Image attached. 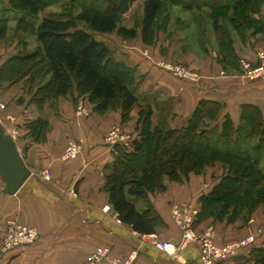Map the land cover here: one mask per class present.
Returning a JSON list of instances; mask_svg holds the SVG:
<instances>
[{"label":"trees","instance_id":"trees-1","mask_svg":"<svg viewBox=\"0 0 264 264\" xmlns=\"http://www.w3.org/2000/svg\"><path fill=\"white\" fill-rule=\"evenodd\" d=\"M263 3L264 0H7V6H0V40L6 38L12 13L17 17V29L34 34L37 44L27 52L22 42L19 51L4 57L0 62V83H17L28 76L25 88L31 94L30 100L37 104L75 92L74 107L81 99L100 114L118 109L122 123L129 120L133 107L139 106L136 134L128 147L116 145L105 183L110 207L121 222L138 234H153L156 227L165 226L149 199V194L164 190L165 179L187 181L191 174H199L216 163L223 170L197 197L193 227L207 218L234 223L264 206V120L259 107L243 103L240 121L234 124L228 114L218 120L221 103L200 98L184 125L152 126L150 107L138 103L132 69L115 60L108 45L95 34L115 33L124 38L139 35L143 43L151 44L160 30H166L168 4L195 10L208 6L214 10L220 62L226 65L229 60L234 64L232 42L221 30L219 17L223 19L224 13L231 11L229 21L245 39L246 33L264 32V23L258 17ZM54 5L60 6L56 15L44 16L35 23L40 12ZM37 81L44 82L37 85ZM24 127L38 140L49 125L46 119L36 118L24 123ZM254 138L256 143L252 144ZM207 229L214 231L218 242L213 228L198 233ZM251 254L255 264H264V246L254 247Z\"/></svg>","mask_w":264,"mask_h":264},{"label":"crops","instance_id":"crops-1","mask_svg":"<svg viewBox=\"0 0 264 264\" xmlns=\"http://www.w3.org/2000/svg\"><path fill=\"white\" fill-rule=\"evenodd\" d=\"M0 6H7V0H0ZM168 12L166 30L170 31L174 18ZM258 17L264 23V3ZM201 24L204 25L205 21L198 16H193L190 21L183 19L175 36L181 32L185 34L189 27L194 26L197 37H192L193 32L188 37L184 35V38L178 35L177 38L182 39L177 44H169V37L161 31L151 44L143 43L139 35L122 39L110 34L109 38L101 40L111 49L115 60L132 69L138 103L150 107L152 126L160 123L171 127L184 125L200 98L222 104L218 120L228 114L233 123L238 124L243 103L258 106L264 120V78L250 80L243 77L239 61L243 58L255 61V52L264 41L261 35L250 34L243 40L235 39L234 64L227 60L223 65L218 50L212 49L202 36ZM180 41L192 48L185 50L183 45L180 47ZM194 43L198 44L197 49ZM21 48L22 44L13 42L0 49V62L6 55ZM146 48L151 52L148 56L143 54L147 52ZM164 59L191 65L199 72V79L190 81L173 75L157 63ZM75 95L72 92L58 96L53 101L45 100L39 106L23 92L21 81L0 83V99L8 105L6 111L14 117L11 123L16 127L13 139L31 171L14 195L1 192L3 182L0 179V196L8 197L6 218L33 226L39 232L35 243L8 251L7 264H87L88 255L99 246L108 248L112 256L134 253L133 264H191L196 261L199 256L196 244H189L180 251L179 258H172L156 249L152 239L178 242L180 232L171 217L172 203L187 201L197 212V197L211 187L220 173L214 171L207 175L204 169L199 174H191L187 181L164 180V190L149 194V199L165 226L156 227L153 234H138L127 224L118 223L113 210H104L105 205L110 206L105 183L114 153L103 136L111 126L119 125L122 131L133 137L139 106L133 107L129 120L122 123L119 111L109 110L100 114L86 102L90 113L82 117L76 114ZM36 118L46 119L49 125L43 138L38 140L30 136L24 127V123ZM18 124L21 126L18 127ZM130 130L134 133L130 134ZM75 139L82 143L81 153L73 160H63L61 154L66 144ZM253 140L256 143V139ZM45 169L50 173L49 181L40 176ZM1 197L0 200L4 201ZM138 207L141 208L142 204L138 203ZM259 210L244 215L246 220L242 215L234 223L207 218L194 226L197 232L213 228L218 242L254 235V241L235 255L212 264H254L252 249L264 246V213Z\"/></svg>","mask_w":264,"mask_h":264},{"label":"built area","instance_id":"built-area-1","mask_svg":"<svg viewBox=\"0 0 264 264\" xmlns=\"http://www.w3.org/2000/svg\"><path fill=\"white\" fill-rule=\"evenodd\" d=\"M144 55L149 54L144 51ZM159 66L173 75L190 81H197L199 75L193 72H186L183 67H179L172 63L165 61H158ZM259 65L264 67V59L256 56L255 61L251 63H241L242 76L250 80H258L264 78V68L262 71H256L252 68V65ZM81 102V99L78 100ZM5 104L0 102V109H4ZM76 113H77V109ZM82 111V110H81ZM80 112V110H78ZM90 113L89 109L83 110L84 115ZM14 122L12 115H7L6 119L0 117V123L8 135L14 137L15 126L11 123ZM113 133L111 137L105 139V142L111 146L113 153H116V145H122L128 147L132 137L122 131L119 125L113 126ZM80 145L78 140L68 141L66 147L67 151H70L73 155L77 152V147ZM40 176L45 180H50V173L48 169L43 170ZM105 211H111L112 208L109 205L104 206ZM171 217L179 229L180 237L178 242L169 240H157L152 239V244L159 251L167 254L172 258H179L180 251L185 249L189 244L194 243L197 245L199 250V256L196 261L191 264H212L215 261L235 255L240 249L247 246L249 243L254 241V235L248 234L240 239L227 241L224 243H217L215 241L214 231H204L198 233L193 227L196 211L191 203L187 201L175 202L170 208ZM115 220L120 223L121 220L118 218L116 212L112 211ZM39 237L38 230L30 225L22 224L15 219H8L6 222L5 233L1 241V252H7L12 249L19 247H25L30 245ZM134 253H129L127 256H112L109 249L106 247H96L87 257V264H102L107 262L108 264H132L134 260Z\"/></svg>","mask_w":264,"mask_h":264},{"label":"rangeland","instance_id":"rangeland-1","mask_svg":"<svg viewBox=\"0 0 264 264\" xmlns=\"http://www.w3.org/2000/svg\"><path fill=\"white\" fill-rule=\"evenodd\" d=\"M167 3H168V1H167ZM59 9H60L59 5H54V6L47 7L45 10L40 12V14L38 15L37 19L35 20V23H38L40 21V19L42 17H44V16L56 15L55 13H57L59 11ZM168 11H170V16H172V18H174L172 20V23H171L170 31H168V30H165V31L160 30V31L163 33V35L165 34L167 37H169L168 38L169 44H177L179 42V40L182 39V37L184 38V35H187V37H188V34L189 33L191 34L192 32H193L191 34V35H193L192 37H197V33H196L197 29L195 31L194 26L189 27L185 31V34H182V32L179 33L178 34L179 36L182 35V37H180L181 39H178L177 38L178 35L176 37L174 33L178 32V28L177 27H178V25H180L182 23L183 19H186L187 21H190V20H192L193 16H198V17L202 18L205 21L204 25H202V24L200 25V29L203 32L202 36H205L204 39L206 40L207 44L210 45V47L212 49H215V50H219L220 49V44H219V41H218L219 40L218 39V32H216L214 30V28H213V22H214V20L212 19V16L214 15V14H212V12L214 13L213 9H211L210 7L206 6L204 8H200V9H196V10L194 9L193 10V9L182 8L180 5L168 4ZM230 15H231V11L225 12L224 13V18L222 19L221 17H219L220 20L218 22L221 25V30H223L224 32H226L227 35H229V38H230V40L232 42V46H233V42H234L235 39L236 40L238 39V41L239 40H243V39H242V37L239 36L238 32L234 29L232 23L229 21ZM16 18L17 17H15L14 14H12V13L10 14V20L8 22L7 36H6V38L4 40L0 41V49H3V48H6V47L10 46L13 42H16L18 44H22V42H25L26 46H27L26 47V51L27 52H31V51H33L35 49V46L37 44L36 43V38H35L34 34H32L30 32H24L22 30L17 29ZM256 19H257V17H256ZM110 34H113V35H115L117 37H120L122 39H129V38L121 37V36H119V35H117L115 33H109V34L96 33L95 36L97 38H99V39H103V38L107 39V38H109ZM246 34L250 35L249 33H246ZM259 34L261 35L262 40H264V32H261ZM180 43H181L180 47H182L183 43L181 41H180ZM261 44H262V46L259 47V49L255 52V55L259 59L260 58L264 59V41H262ZM183 46H184L185 50L188 47L192 48V46H190L188 44H184ZM195 47H196V49L198 48V44L197 43H194V48ZM146 50H147L148 54L151 53L147 48H146ZM233 51H234V48H233ZM162 61H165V62H168V63H172V64L177 65L179 67H183V69L186 72H193V73H196L197 75H199V72L195 71L194 68L191 65H189L187 63H184L182 61H177V60H173V59H168V60L164 59ZM239 61H240V65H241V63L244 64V63H251L252 62L251 59H249V58H243V59H240ZM251 65H252V68L254 70H256V71H262L263 68H264V67L259 66L258 64L257 65L251 64ZM241 75H243V74L241 73ZM14 77H16V76L14 75ZM21 82L23 83V92L26 93L27 95H29V97H30L31 94H30V92H28L26 90V88H25L26 85L24 84V83L28 82V76L24 77ZM43 82L44 81H40V82L37 81V82H35V84L41 85V84H43ZM43 100H45V99L43 98ZM30 101H33V100L31 99ZM0 102L5 104V108L4 109H0V117L6 119L7 115H12V114L8 113L6 111L8 105L4 101H2L1 99H0ZM38 105L40 106L41 104H38ZM75 109H77V113L76 114L79 115V116L87 117L89 115V114L88 115H84L83 114V110L89 109V106L83 100H81L80 103L79 102L76 103ZM78 110H80V112H78ZM110 111H117L118 112L119 110L118 109H110ZM113 126H111V128H109V130L103 136L104 140L107 139L108 137H111V135L113 133V131H112L113 130ZM129 133L133 134L134 132L132 130H130ZM252 142L254 144L255 140H253ZM81 151H82V143L81 142H80V145H78L77 152L74 155L70 151H67V147L65 146V148H64V150H63V152L61 154V158L63 160H65V161L73 160V159H75V158H77L79 156ZM261 166H262V168H264V158L261 161ZM205 169H206L205 171H207V175H209V173L214 172V171L217 172V173H221L222 170H223L219 166L218 163H216V164H214L212 166H208ZM204 173H206V172H204ZM165 180H168V179H165ZM168 181H171V180H168ZM7 198H8L7 196H2L1 199H4V201L0 200V242L3 239L4 233H5V228H6V222L8 220V218H6V199ZM173 203H172V205H173ZM172 205H171V207H172ZM259 209H260L259 210L260 213H264V206H260ZM206 231H213V230L212 229H207ZM217 243L221 244V243H224V241H220V242H217ZM7 252H1V244H0V264H7V258H6V256H7L6 253ZM251 260H253V258ZM133 262H134V260H133Z\"/></svg>","mask_w":264,"mask_h":264},{"label":"water","instance_id":"water-1","mask_svg":"<svg viewBox=\"0 0 264 264\" xmlns=\"http://www.w3.org/2000/svg\"><path fill=\"white\" fill-rule=\"evenodd\" d=\"M31 175L12 136L5 134L0 123V179L1 192L14 195Z\"/></svg>","mask_w":264,"mask_h":264}]
</instances>
